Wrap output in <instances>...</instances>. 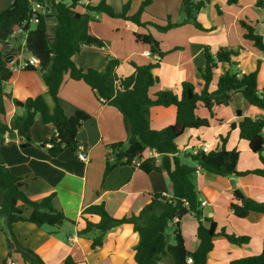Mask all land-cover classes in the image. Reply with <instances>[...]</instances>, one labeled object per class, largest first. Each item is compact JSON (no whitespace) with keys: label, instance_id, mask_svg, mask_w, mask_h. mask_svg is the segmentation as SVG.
<instances>
[{"label":"crops","instance_id":"0c3cea01","mask_svg":"<svg viewBox=\"0 0 264 264\" xmlns=\"http://www.w3.org/2000/svg\"><path fill=\"white\" fill-rule=\"evenodd\" d=\"M100 1L91 0L83 5L96 6ZM134 1L126 3L130 4L129 15L137 13L144 0ZM198 1L207 2L198 15V21L210 31H202L194 25L173 28L165 33L157 28L156 25L165 26L169 21L177 23L180 17L182 19V14L179 13V19L172 21L170 14L172 9L180 11L182 0H163L159 8L166 10L164 14L149 11V7L155 3L153 0L142 14V21L146 24L142 27L134 26L122 18L89 12L92 17L90 31L102 39L106 46L84 47L75 61L83 69L103 71L106 56L110 55L121 60L116 72L124 77L130 76L134 72L130 63L146 65L159 56L151 54V46L137 42L135 36L136 33L152 35L159 42L161 52L167 54L159 61L160 67L154 71L159 82L151 88L150 96L166 89L180 95L181 84L185 81L193 83L199 92L202 89L200 68L206 65V47H210L214 55L220 48L238 51L236 64L223 63L218 66L210 91L216 90L219 78L229 70L249 74L258 68L260 61L258 88L264 93V54L244 38L245 30L240 24L241 20L248 21L256 33L264 38V7L256 6L258 0H240L234 6H229L228 0ZM126 4L118 7L109 5L119 13ZM217 7H220L221 13ZM79 11L86 12L81 7ZM23 35L17 33L5 47L10 57L20 63L27 56L26 37L20 42ZM137 55L139 60L135 58ZM125 62L128 65H123ZM4 91L12 96L11 100H6L10 120L15 114L23 112L17 108V100L25 103L28 99L41 95L53 106L39 71H14L12 79L4 85ZM59 99L68 115L85 111L91 116L78 134L79 148L88 156L86 162L80 161L71 150H65L58 157L49 156L47 150L40 147L54 135L55 129L52 125L40 123L32 128L31 143L24 141L18 134H5L4 141L0 144V153L12 174L24 179V191L30 199L40 201L55 192L57 206L75 223L64 224L56 233L54 228H39L32 223L19 222L13 226V231L20 244L32 249L46 264H66L68 259L73 264H136L139 235L132 225L116 228L107 234L101 247L93 249L90 238L78 235L86 226L81 216L87 207L101 203L106 205L115 218L138 215L151 203L153 194L166 195L168 198L172 195L169 188L171 181L164 174L156 171L147 174L134 165L117 166L105 176L107 163H116L112 145L127 141L128 134L122 113L101 102L86 83L73 80L69 74L64 76ZM237 111H241L243 117L253 119L264 116V112L251 106L242 94L234 95L230 104L215 106L212 111L200 103L197 114L201 118H208L210 127L187 131L178 140L179 154L216 150L220 148V136H223L228 137L227 150L237 149L240 152L237 164L239 172L262 168L259 155L253 153L249 143L240 138L239 130L230 129L231 124L238 121ZM175 120V107L150 109V122L154 130H162L174 124ZM24 144L28 145L23 146ZM197 171L199 172L194 175L193 180L200 193L203 215L213 219L218 224V230L224 229L228 234L249 236L251 239L248 245L241 247L231 244L225 236H217L207 264H232L235 260L262 254L264 215L252 213L247 218H238L231 210V203L236 201L234 195L239 199L247 197L264 202V177L254 174L223 177L198 166ZM203 202H206L205 206H202ZM86 216L94 223L100 221L98 216ZM178 225L187 250L196 251L200 243L197 239L198 219L193 214H187L179 220ZM173 228L174 225L171 224V234ZM10 261L14 264H27L16 250L9 253L0 229V264H10ZM161 263L174 264V261L171 257L164 256Z\"/></svg>","mask_w":264,"mask_h":264},{"label":"trees","instance_id":"16d2710c","mask_svg":"<svg viewBox=\"0 0 264 264\" xmlns=\"http://www.w3.org/2000/svg\"><path fill=\"white\" fill-rule=\"evenodd\" d=\"M91 0H12L11 4L0 11V134H18L32 142V128L40 123L52 125L54 135L40 148L46 149L49 156L58 157L65 150L77 152L80 146L78 134L91 116L85 111H76L68 115L60 103L59 92L64 82L65 74L73 80L83 81L103 103L117 108L123 115L128 134L127 147L124 142L112 145L116 154L115 165L111 161L107 164L105 176L121 165H133L135 160H143L140 167L145 173L159 172L164 174L172 183L174 193L167 200L164 195L153 194L152 201L146 205L138 215L113 217L106 205L93 204L87 207L81 218L85 221V228L78 232L80 237L90 238L92 248L103 245L104 239L113 230L123 225H132L139 235L136 247V264H162L164 256H170L174 264H188V258L193 264H207L208 255L214 248V239L225 236L236 246H246L250 243L249 236L228 234L224 229L218 230V224L203 215L200 193L193 180L197 166L209 173L229 177L232 175L246 176L249 174L264 177V116L258 119L243 117L237 111L238 121L233 122L231 130H239L240 138L249 143L253 153L258 154L262 168L254 171L239 172L237 164L240 152L237 149L227 150L228 137L220 136V148L206 152L179 154L178 140L189 130L210 127L208 118H201L197 114L199 104L212 111L215 106L228 105L234 95L242 94L251 105L264 112V93L258 88V68L252 73H239L229 70L223 74L217 83L215 91H210L215 72L220 64H236L238 51H226L220 48L214 55L210 47L205 48L206 65L200 68L202 89L198 92L191 82L181 84L180 95L171 89L160 90L153 97L150 90L158 82L154 71L160 67L161 58L167 53L160 50L159 42L146 34H135L137 42L151 46V54H158L159 60L146 65L130 63L134 69L132 75L124 77L116 72L120 60L110 55L106 56V66L103 71L93 68L83 69L75 61L84 47H105V43L90 31L92 17L95 14H107L112 18H122L134 26L142 27V14L153 0H144L137 13L129 15L130 4L124 5L121 12L101 0L98 5H83ZM240 0H228L229 6H234ZM35 4L42 6V11L34 12ZM207 2L198 0H182L183 18L180 22H168L165 26L156 25L162 32L184 25H194L202 31L205 29L198 21V15ZM257 7H264V0H258ZM86 11L82 13L79 8ZM49 9L48 11L46 9ZM221 13L220 7H217ZM38 22L33 27L30 20L33 17ZM54 19V20H51ZM240 24L245 30L244 38L264 54V38L256 33L255 28L246 20ZM22 28L26 37V52L39 60L35 67H28L26 71H39L42 74L47 93L53 101L51 107L45 97L37 96L25 102L23 112L15 114L10 120L6 107L4 85L13 77L9 68L10 54L6 44L12 35ZM2 46L5 48L3 52ZM152 107H175V123L162 129L154 130L150 122ZM52 147L48 148L47 145ZM150 152L161 156L160 162L150 157ZM231 203V210L238 218H247L252 213L264 215V202L251 198L239 199ZM186 202L188 205H186ZM182 211L181 214L179 212ZM193 214L199 221L197 239L200 242L196 251L187 250L185 240L178 225L185 215ZM86 215L98 216L100 221L94 223ZM176 220V222H175ZM19 222H28L39 228H54L56 233L64 224L75 221L69 219L57 206V194L54 192L40 201L30 199L24 191V179L18 177L6 167L0 153V229L9 247V253L16 250L27 264H46L32 249L24 247L18 241L13 226ZM174 225L172 235L168 230ZM174 238L175 243H169L168 238ZM66 264H73L71 259ZM232 264H264V252L260 255L235 260Z\"/></svg>","mask_w":264,"mask_h":264},{"label":"built area","instance_id":"2783aa9c","mask_svg":"<svg viewBox=\"0 0 264 264\" xmlns=\"http://www.w3.org/2000/svg\"><path fill=\"white\" fill-rule=\"evenodd\" d=\"M42 9H43L42 6L39 5V4H35V5H34V8H33L34 12L42 11ZM30 22H31L32 24L37 23V22H38V19L34 16V17L30 20ZM17 33H21V34H23V29H22V28L18 29V30L12 35V37H13L14 35H16ZM8 42H9V41H8ZM154 60H155V61H158V60H159V57H158V56L154 57ZM38 64H39V60L36 59V58L33 57V56H30V55L27 53V56H26V58H25V60H24L23 62L20 63V62H18L14 57H11V59H10L8 65H9V68L14 72V71L25 70V69L28 68V67H35V66H37ZM47 147H48V148H51L52 145H51V144H48ZM196 153H197V152H196ZM196 153H194V154H196ZM76 155H77L78 159H79L80 161H82V162H86V161L88 160V156H87L86 152L83 151V150H80V148H79L78 151L76 152ZM150 157H154L158 162H160V160H161V156L158 155V154H154L153 152H150ZM142 161H143V160H135V161L133 162V165L136 166V167H140ZM198 172H199V171H196V174H198ZM186 205H188L187 202H186ZM205 205H206V202H203V203H202V206H205ZM187 263H188V264H193V259H192V258H188ZM10 264H14V262L10 261Z\"/></svg>","mask_w":264,"mask_h":264},{"label":"rangeland","instance_id":"374dc122","mask_svg":"<svg viewBox=\"0 0 264 264\" xmlns=\"http://www.w3.org/2000/svg\"><path fill=\"white\" fill-rule=\"evenodd\" d=\"M65 1H68V0H65ZM131 2V0H106V2L107 3H109V4H111V5H113L114 7H118V6H120L121 4H126L127 2ZM138 0H135L134 2L136 3ZM163 0H155V3L153 4V5H151L150 7H149V9H151V10H149L151 13H153V14H164V12L166 11V10H163L162 11V9L163 8H159V5H160V3L162 2ZM168 1V0H167ZM11 2H12V0H0V11L1 10H3V9H5V8H7L10 4H11ZM133 2V1H132ZM131 5H132V3H131ZM180 11L179 10H176V9H172V11H171V19H172V21H177L178 19H179V13L180 14H182V6L180 5ZM179 11V12H178ZM166 18V17H165ZM182 18H183V14H182ZM180 21L182 20L181 19V17H180V19H179ZM179 21V22H180ZM33 27H34V25H33ZM24 39H25V35H23V36H21L20 37V42H23L24 41ZM2 49H3V52H5V48L2 46ZM125 52V51H124ZM127 53V52H126ZM125 54V53H124ZM137 60H139V55H137L136 57H135ZM136 59L134 60V61H136ZM120 62H121V60H120ZM123 65H128V63H123ZM118 74V73H117ZM119 76H122V75H120V74H118ZM18 101V100H17ZM17 106V105H16ZM17 108H19L20 110L23 108V107H19V106H17ZM168 235L170 234V235H172L171 234V232H170V229L168 230ZM168 240H169V243L170 244H174L175 243V241H174V238L171 236L170 238H168ZM170 257V256H169Z\"/></svg>","mask_w":264,"mask_h":264},{"label":"water","instance_id":"95a60500","mask_svg":"<svg viewBox=\"0 0 264 264\" xmlns=\"http://www.w3.org/2000/svg\"><path fill=\"white\" fill-rule=\"evenodd\" d=\"M46 10L48 11L49 9L47 8ZM51 20H54V19H51ZM54 21H55V20H54ZM5 98L11 100V99H12V96L6 94V95H5ZM15 103H16V105L19 106V107H24V106H25V103H24V102L16 101ZM21 138H22V137H21ZM22 139H23V138H22ZM3 141H4V137H3V135L0 134V144H1ZM24 141H25V139H24ZM27 145H28V144H24L23 146H27ZM124 147H127V143L124 144ZM114 164H115V162H111V165H114ZM169 188H170V191H171V193H172V195H173L174 190H173V183H172V182H171ZM238 192H239V191H238ZM239 193H240V192H239ZM167 199H168V196L164 195L163 200H167ZM181 213H182V211L179 212V214H181Z\"/></svg>","mask_w":264,"mask_h":264}]
</instances>
